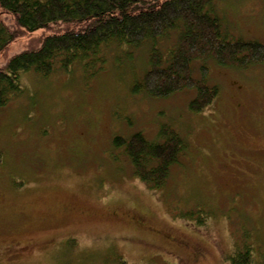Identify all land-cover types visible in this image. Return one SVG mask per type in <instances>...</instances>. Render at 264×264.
Masks as SVG:
<instances>
[{"label": "rangeland", "instance_id": "obj_1", "mask_svg": "<svg viewBox=\"0 0 264 264\" xmlns=\"http://www.w3.org/2000/svg\"><path fill=\"white\" fill-rule=\"evenodd\" d=\"M207 12L224 38L264 44V0H212ZM0 17L15 27L12 15ZM177 39L157 47L166 53ZM27 42L0 55V68ZM150 45L133 59L112 47L105 65L22 74V92L0 108V264H228L245 245L264 262V63L209 61L208 83L220 93L195 115V90L168 99L134 92ZM164 125L188 149L152 191L113 139L158 140Z\"/></svg>", "mask_w": 264, "mask_h": 264}, {"label": "trees", "instance_id": "obj_2", "mask_svg": "<svg viewBox=\"0 0 264 264\" xmlns=\"http://www.w3.org/2000/svg\"><path fill=\"white\" fill-rule=\"evenodd\" d=\"M212 0H0V9L13 16L9 28L0 17V55L7 56L18 40L27 39L23 51L7 57L0 68V108L22 92L21 76L35 72L48 78L74 67L105 65L115 47L130 55L151 44L149 68L135 86L136 94L168 99L195 90L188 108L192 114L207 111L220 88L210 85L209 61L222 68L264 63V44L223 37L219 18L207 12ZM178 34L176 45L163 52L158 42ZM117 59V57H116ZM201 77L194 76L195 64ZM103 70L99 69L98 71ZM113 145L128 157L134 176L149 190H162L188 143L169 125L151 140L142 132L115 136ZM250 245L235 249L228 264L258 263ZM120 264H127L120 261Z\"/></svg>", "mask_w": 264, "mask_h": 264}]
</instances>
